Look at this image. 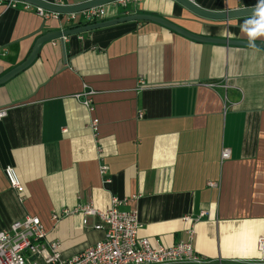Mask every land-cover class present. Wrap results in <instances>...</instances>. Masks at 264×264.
Here are the masks:
<instances>
[{
    "label": "crops",
    "instance_id": "1",
    "mask_svg": "<svg viewBox=\"0 0 264 264\" xmlns=\"http://www.w3.org/2000/svg\"><path fill=\"white\" fill-rule=\"evenodd\" d=\"M193 1L212 11L259 4ZM9 5L0 0V77L39 36L76 25ZM105 7L107 19L154 14L198 35L264 42L248 35L264 25L259 14L212 20L176 0ZM89 90L91 111L77 98ZM1 108L0 231L40 217L47 239L72 258L105 230L95 228L98 218L84 225L64 209L93 202L105 210L119 197L120 210L138 211L139 236L152 244L187 241L192 230L195 250L210 260L264 264V48L198 41L154 21L117 23L43 44L31 66L0 84Z\"/></svg>",
    "mask_w": 264,
    "mask_h": 264
},
{
    "label": "built area",
    "instance_id": "2",
    "mask_svg": "<svg viewBox=\"0 0 264 264\" xmlns=\"http://www.w3.org/2000/svg\"><path fill=\"white\" fill-rule=\"evenodd\" d=\"M9 6L15 7L18 3L24 4L27 9H34L44 18L63 17L72 27L86 23H93L106 18V7L99 6L79 13L60 14L46 11L40 7L29 5L28 3L8 0ZM57 5H64V0L50 1ZM127 5V0H119ZM258 5H264V0H259ZM93 90L84 91L78 94L77 98L84 96V104L93 110ZM8 109H0V120L7 116ZM139 116H143L140 111ZM99 125L98 119H93L92 129L96 132ZM231 155V150L224 148L222 158L225 160ZM109 167L102 164L101 174H106ZM5 173L11 185L18 191H22L14 169L10 166L5 169ZM209 185H215L209 182ZM122 200L113 197L111 206L102 210L96 208L93 202L80 205L72 211L65 210L63 213H78L82 216L84 225L88 224L89 218H98L96 229H104L103 239L88 246L83 252L72 258H63L61 244L57 241L47 239V231L40 217L26 216L21 220L14 221L8 229L0 231V264H223L210 260L195 250L194 232L190 230V238L187 241H180L172 246H165L159 241L152 244L149 238L140 237L141 227L137 210L123 211L119 209ZM62 213V214H63ZM62 214H54L53 218L58 219ZM259 243L263 245V238Z\"/></svg>",
    "mask_w": 264,
    "mask_h": 264
},
{
    "label": "water",
    "instance_id": "3",
    "mask_svg": "<svg viewBox=\"0 0 264 264\" xmlns=\"http://www.w3.org/2000/svg\"><path fill=\"white\" fill-rule=\"evenodd\" d=\"M24 3H28L29 5L40 7L46 11L60 13V14H67V13H79L86 11L91 8L105 6L115 1L119 0H88L84 3H77V4H64V5H57L48 0H16ZM180 4H182L185 8L189 9L194 14L212 20H229L231 18H239L245 17L250 15H255L260 13L261 7L264 5H257L254 7L248 8H237L234 10H223V11H212L202 8L193 0H176ZM128 21H154L163 26L170 28L171 30L180 33L190 39L203 41V42H211V43H218V44H227V45H240V46H249V47H258L264 48V42H257V41H248V40H234L230 38H215V37H208L202 36L195 33L188 31L187 29L178 26V24L168 20L165 17L157 16L154 14H145V13H138V14H128L126 16H121L118 18H111L105 19L93 23H89L86 25H80L72 28H68L66 30H58L53 32L44 33L43 35L39 36L29 54V56L23 61L21 64L10 70L9 72L5 73L3 76L0 77V84H3L20 72L27 69L38 57L39 51L43 44L45 45L46 42L60 39L64 40L65 37L71 35L81 34L87 31H91L93 29L107 27L110 25H114L117 23L128 22Z\"/></svg>",
    "mask_w": 264,
    "mask_h": 264
},
{
    "label": "clouds",
    "instance_id": "4",
    "mask_svg": "<svg viewBox=\"0 0 264 264\" xmlns=\"http://www.w3.org/2000/svg\"><path fill=\"white\" fill-rule=\"evenodd\" d=\"M259 15L264 19V7H261ZM248 35L250 39H255L257 36L264 35V25H261L257 30L249 31Z\"/></svg>",
    "mask_w": 264,
    "mask_h": 264
},
{
    "label": "trees",
    "instance_id": "5",
    "mask_svg": "<svg viewBox=\"0 0 264 264\" xmlns=\"http://www.w3.org/2000/svg\"><path fill=\"white\" fill-rule=\"evenodd\" d=\"M78 26H80V25H78ZM76 27V26H75Z\"/></svg>",
    "mask_w": 264,
    "mask_h": 264
}]
</instances>
